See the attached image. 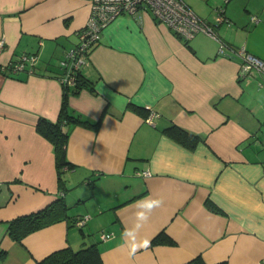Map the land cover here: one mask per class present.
Returning <instances> with one entry per match:
<instances>
[{"label":"crops","instance_id":"1","mask_svg":"<svg viewBox=\"0 0 264 264\" xmlns=\"http://www.w3.org/2000/svg\"><path fill=\"white\" fill-rule=\"evenodd\" d=\"M185 1L217 39L200 32L184 41L149 9L102 29L79 67L94 91L67 95L69 110L101 122L70 127L73 167L63 169L62 189L52 144L36 122L58 117L61 61L90 2L0 0V264H36L91 243L104 264H188L197 255L208 264H264V73L240 78L239 55L218 50L223 41L264 59V0ZM22 53L37 54L34 72L1 69ZM150 109L160 113L153 124L145 121ZM171 124L197 134L195 147L167 135ZM60 196L70 220L90 215L81 228L64 219L21 241L8 235L10 219ZM148 199L162 204L147 212ZM161 231L171 243L152 242Z\"/></svg>","mask_w":264,"mask_h":264},{"label":"built area","instance_id":"2","mask_svg":"<svg viewBox=\"0 0 264 264\" xmlns=\"http://www.w3.org/2000/svg\"><path fill=\"white\" fill-rule=\"evenodd\" d=\"M89 15L85 25L78 32V41L66 53L61 61L64 71L59 75L62 84L73 86L79 74V67L87 62L89 53L95 43L100 39V34L105 25L122 13H129L140 16L141 12L149 9L154 18L166 24L171 30L184 41L189 40L197 33L203 32L212 38L217 39L213 24L202 19L194 12L185 0H89ZM256 19L255 16L252 17ZM223 17L217 13L215 23H220ZM5 43V39L0 36V51ZM230 50L241 58L238 71L240 78H245L256 72L264 73V59H261L248 52L244 46H229L221 41L219 52L224 53ZM37 54L22 53L19 57L9 61L2 70L10 73L34 72ZM160 115L158 111L150 109L145 121L153 124L154 119ZM147 175L148 172L144 171ZM89 214L78 216L74 224L82 227L89 219ZM110 234L101 233L102 238H107Z\"/></svg>","mask_w":264,"mask_h":264},{"label":"trees","instance_id":"3","mask_svg":"<svg viewBox=\"0 0 264 264\" xmlns=\"http://www.w3.org/2000/svg\"><path fill=\"white\" fill-rule=\"evenodd\" d=\"M89 88L94 91V86L91 82L85 79L80 73L77 76L76 83L73 86H66V94L63 97L58 117L55 121H51L45 117H39L36 122V130L42 136L50 141L54 151L55 165L58 171V182L60 188H64L62 178L63 169L72 168L73 164L66 156V143L71 126L82 125L97 129L101 122V117L95 121H91L86 117L81 116L79 113L69 110L67 95L69 93H77L82 88ZM134 110L142 112L140 106H130ZM167 135L182 143L183 145L194 148L200 137L184 129L176 124H171L163 130ZM208 207L216 210V206L207 201ZM68 205L63 196L54 199L52 202L36 211L24 213L15 216L7 223L8 235L16 240L21 241L27 234L54 223L59 220L69 219ZM77 218V217H76ZM70 220L74 223L75 219ZM75 225V224H74ZM79 227V226H78ZM81 228V227H79ZM81 230V229H80ZM153 243H171L172 239L164 233L159 232L152 240ZM2 257V254L0 258ZM36 264H104L100 255V249L97 243L82 244L78 249H73L69 246L56 249L40 260ZM188 264H208L201 255H197L188 261ZM212 264H228L227 261H219Z\"/></svg>","mask_w":264,"mask_h":264},{"label":"clouds","instance_id":"4","mask_svg":"<svg viewBox=\"0 0 264 264\" xmlns=\"http://www.w3.org/2000/svg\"><path fill=\"white\" fill-rule=\"evenodd\" d=\"M162 201L158 199H148L143 204H141V208L147 209V212H151L153 208L161 206ZM138 219L140 221H147L148 216L145 211H141L138 214ZM127 235H132V233H126ZM148 241H143L142 246L146 247Z\"/></svg>","mask_w":264,"mask_h":264}]
</instances>
